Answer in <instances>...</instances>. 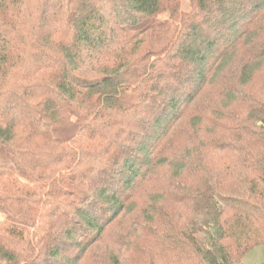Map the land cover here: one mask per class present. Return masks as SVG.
Returning <instances> with one entry per match:
<instances>
[{
  "label": "trees",
  "instance_id": "16d2710c",
  "mask_svg": "<svg viewBox=\"0 0 264 264\" xmlns=\"http://www.w3.org/2000/svg\"><path fill=\"white\" fill-rule=\"evenodd\" d=\"M182 1L0 0V264L264 246V0Z\"/></svg>",
  "mask_w": 264,
  "mask_h": 264
},
{
  "label": "rangeland",
  "instance_id": "374dc122",
  "mask_svg": "<svg viewBox=\"0 0 264 264\" xmlns=\"http://www.w3.org/2000/svg\"><path fill=\"white\" fill-rule=\"evenodd\" d=\"M190 9V4L188 0L182 1V10L188 11ZM163 179L160 177L157 182L147 183L143 189L136 193L134 201L136 203V208L133 212L137 214L144 210L153 199V193H157L162 188ZM132 220V215H127L120 220L122 224ZM103 253V251H101ZM242 264H264V246H259L250 251L241 261ZM81 264H94L92 260L84 261Z\"/></svg>",
  "mask_w": 264,
  "mask_h": 264
}]
</instances>
